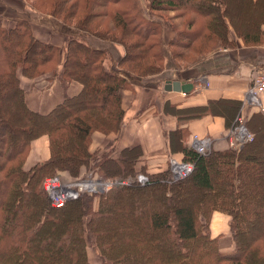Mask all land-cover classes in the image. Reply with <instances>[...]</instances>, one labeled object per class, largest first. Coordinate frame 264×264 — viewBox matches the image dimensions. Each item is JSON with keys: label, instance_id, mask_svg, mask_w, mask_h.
<instances>
[{"label": "trees", "instance_id": "obj_1", "mask_svg": "<svg viewBox=\"0 0 264 264\" xmlns=\"http://www.w3.org/2000/svg\"><path fill=\"white\" fill-rule=\"evenodd\" d=\"M27 1L31 8L40 9L35 1ZM193 1L148 0L146 18L136 5L122 7L123 0H44L47 13L81 32L61 45L38 36L28 17H19L12 25L0 18V264H95L89 258L87 234L100 252L101 264H264V121L256 125L253 121L256 116L264 118L260 113L249 118L253 141L239 149L210 153L186 147L184 161L194 165L188 176L169 183L162 180L167 171L151 174L146 185L102 193L97 210H92V199L85 195L63 207L54 206L43 187L49 176H78L91 165V170L107 178L135 173L141 155L138 146L117 156L107 151L112 143L104 153L89 151L95 132L117 135L121 131L126 114L123 91L150 88L152 84H143V78L157 75L163 63L199 53L195 43L206 36L209 41L229 43L234 32L245 45L264 42V0ZM245 7L250 11L248 19L243 18ZM167 11L183 12L175 19L187 12L204 18L207 35L190 31L192 19L186 40H180L183 31L177 30L169 44L172 52L158 51V34L166 22L154 16ZM88 36L123 47L115 64L111 52L92 46ZM233 42L228 46L234 47ZM45 75L49 81L60 79L65 87L77 81L82 89L43 114L27 104L23 82ZM8 89L11 102L5 95ZM9 105L14 109L8 119L3 114ZM214 105L211 101L183 114L202 116ZM239 107V102H231L227 111H221L227 126ZM10 124L17 129L10 130ZM42 136L48 137L50 158L27 167L33 142ZM186 185L202 196L193 209H173L172 204L169 209L159 208L157 200L179 204L178 194ZM145 190L160 193L147 197L143 205L140 200L120 205L123 195L142 199ZM116 210L125 220L111 236L108 231L115 219L106 214ZM217 215L228 219L235 243L232 253L220 251L221 235L212 231Z\"/></svg>", "mask_w": 264, "mask_h": 264}, {"label": "crops", "instance_id": "obj_2", "mask_svg": "<svg viewBox=\"0 0 264 264\" xmlns=\"http://www.w3.org/2000/svg\"><path fill=\"white\" fill-rule=\"evenodd\" d=\"M63 58L64 54L60 60ZM206 62L209 66L206 69L194 66L183 73H169V78L164 81L161 78L152 79L148 83L152 84L150 88L145 85L124 90L123 108L126 116L121 131L117 135L95 132L89 151L102 153L112 143L113 148L109 147L107 151L111 150L117 156L125 148L138 146L141 155L135 169L141 166L154 174L166 170L171 159L184 160V149L192 147L196 134L218 142L221 146L218 149L227 147L228 144L224 145L221 140L225 138L230 125L227 126V118L221 111H227L231 102L244 105V95L251 84L254 70H264V42L246 46L239 40L237 48L222 50ZM201 75L204 77L200 78ZM168 80L191 82L194 86L187 93L168 91L165 89ZM23 85L29 107L43 114L50 112L66 95H76L82 89L81 83L77 81L65 87L60 79L49 81L48 75L25 81ZM211 101L215 107L207 114L196 117L183 114L188 108L208 106ZM247 113L250 117L252 111L248 109ZM49 158V140L47 136H42L33 143L26 166L43 163ZM213 223L219 228L223 227L221 232L224 235L219 239L220 251L224 254L232 253L235 243L227 217L217 215Z\"/></svg>", "mask_w": 264, "mask_h": 264}, {"label": "rangeland", "instance_id": "obj_3", "mask_svg": "<svg viewBox=\"0 0 264 264\" xmlns=\"http://www.w3.org/2000/svg\"><path fill=\"white\" fill-rule=\"evenodd\" d=\"M33 1H35V3L38 4V7H40V9H36L37 11L34 8H31V4L27 0H0V18L4 19V21L7 25L8 24L12 25L17 20H19L18 19L19 17H28L30 19V21L32 22V24H35V26L37 27V30L39 31V32H37L38 36H40L41 38H43L45 40H49L55 44H58V45L63 44V42H67V39L69 37H72L75 34L81 33V32H78L77 30H75V28L72 27V25L71 26H65L64 24H62V22L58 18L47 13L48 8L45 7V4L43 3L44 0H33ZM198 2H199V0H194L192 3L196 4ZM128 4L136 5V7L138 8V11L143 16H145L146 18L149 17V15H148L149 10L147 7L148 0H123V3H122L123 6L122 7H125ZM7 7H8V9H6ZM4 9H6V10H4ZM43 10L46 12H41ZM182 11H184V10H182ZM182 11L156 12L154 18L156 20H159L160 22H166L165 26H163V30L158 34L157 40H159V43L156 46V49L158 51L162 50V48H163L166 51L172 52V49L170 48L169 44L173 40H175L177 34L179 33V32H177V30L183 31V32H181L182 35L180 34V36H181L180 38H182L180 40H183V39L186 40L184 37V34L188 33L189 30H188L187 24L192 19H195V24L190 31L196 32V33H202L204 38L207 35L206 31H205L206 30L205 29L206 22H205L204 18H202L200 16L194 17V14L191 12H187L186 14H183L180 18H177V19L174 18L175 15H179L180 13H183ZM242 11L244 14L243 18L248 19L249 12H250L249 8L245 7ZM164 18L168 19V21H164ZM238 19H240V17H238ZM72 23L75 24V22H72ZM231 34H233V36L230 35L231 40L229 41V43H223V42L221 43V41H209L207 39V36L205 38L206 40H204V41H201V40L196 41L195 44L198 43V45H196L195 47L199 53H192L191 57L183 59V60L172 61V63H170V62L163 63L162 69L157 75H154V76L151 75V76H148L147 78H143L142 83L148 84L149 81H151L152 79L156 80L158 78H161L160 80L164 81L167 78H169V76H170L169 73L175 74V73H178L179 71L183 73V71L186 72V71L191 70L192 68H194V66H198L199 69L208 68L209 66L207 67L208 63L206 62V60L209 57L211 58V57L215 56L218 52L225 50V49L237 48L239 40H241V38L237 37L234 32H231ZM86 39H88L90 44L94 47L105 48V49L109 50V52H111V56L113 58L114 64L117 61V59L121 56L120 54H121L123 47H118V49H117L113 44H110L109 42L106 43L104 41L98 40L93 36H88V37H86ZM232 39H235V41H234L235 44L232 45L234 47L228 46V44H230V42H233ZM165 50H162V51L165 52ZM161 63L162 62L160 60H158L157 64L161 65ZM58 64H59V62H58ZM61 67H62V65H60V68ZM85 68H86V66H85ZM256 72L257 71L254 70L252 81H251V84L249 85V87L253 83V79H254ZM202 76L203 75H201L200 78ZM25 84H29V83L26 82ZM41 85L43 86L44 84H41ZM9 91H11V90L8 89L7 93L5 95L8 96V94H9V96L8 97L6 96V97H7L8 102H11L13 97L10 93H8ZM3 97L5 98V96H3ZM263 97H264V95H263ZM122 103H123V100H122ZM7 109H9V110H7ZM13 109H14L13 105L12 106L9 105L8 108L4 109L3 115L5 116V118L9 119V116H10L9 112L11 113V110H13ZM248 109H250L252 111V113H250L251 114L250 117L247 115ZM257 110H258L257 108H255V109L246 108L244 105L240 104V107H239L237 114H235V117L233 119H231L230 126L227 128L225 138L222 137V140H221V142H223L224 145L226 143V145L228 144V146L227 147L224 146V148L218 149L221 146H219L217 144L218 142H215L213 139H211L209 137L211 139V145H210V148L207 150L206 153H210L213 150H224V149H228V148L239 149L240 147H235V146L230 145V138L232 136H234V131L237 128L236 124L238 121V117L241 115H244L243 117L246 119L245 120L246 126L248 127L249 131L252 132L253 131L252 130L253 125H251V123H249V118L252 117L253 113H260L264 116V114L261 111H257ZM125 116H126V114H125ZM253 121H254V125H256L260 121H264V118L261 119L258 116H256L253 118ZM18 127H21V125H19ZM16 129H17V125L10 124V130L14 131ZM260 134L263 135V132H260ZM253 135H254V133H253ZM1 137H3L2 134H0V138ZM202 137H207V136H202ZM104 152H102V153H104ZM29 155H30V153L28 154L27 159L29 158ZM99 155H102V154H99ZM181 161H184V160H181ZM170 163H171V160H170ZM170 163L168 164L167 169L165 170V171H167L166 172L167 177L163 176L164 178L162 179L164 181H169V183L180 180V179H176L172 175V173H171L172 171L170 169ZM91 167H92V165L88 168L84 167L78 176H71L68 173H63L62 177L65 180H67V182L71 181V180L86 181V179H92V177L99 179V180H104V182H109V181H112L115 179L122 182V183L127 182L126 184H117V185H114L112 187H108L105 189L98 190L96 192L84 193V194L80 195L79 197H82L85 195L86 198L88 197V198L92 199V210L98 209L99 201H100V198L102 196V193H105V192H108V191L113 190L115 188H120L123 186L146 185L150 182L151 174H153V173H150L149 171H146L145 169L141 168V166H139V167H137V169L135 170V173H133V174H128L126 176H115L112 178H107V177L101 176L98 172L91 170ZM143 176L148 177V181L146 184H142L140 182V178ZM253 177L254 176H252V178ZM43 187H44V184H43ZM44 190L47 193L45 188H44ZM151 191L152 190L142 191L143 193L140 194V196L143 197L142 199H137V198L135 199L134 197L127 198V197H124V196H126V194H125V195H123V198H125V200L121 201L120 205H130L133 201L136 202L138 200H140L141 204L143 205L147 201V199H148L147 197H149V196L153 197L152 194L159 195V193H160V190H154L153 192H151ZM48 196H49V194H48ZM201 198H202L201 193L194 191L191 187H189V185H186L185 189L181 190V192L178 194V200H180L179 204L175 203V202H171V201H163V200H157V201H158V203H160L159 208H161V210L165 209V207L168 208L169 206H171V204H172L173 209H176V208L177 209H179V208L180 209H187V208L193 209L195 207V205L198 204L202 200ZM50 201L52 203L51 198H50ZM64 205L65 204L60 205L59 207H63ZM149 208H152V206H150ZM159 208L155 209L154 211L160 210ZM128 211H129V209H128ZM121 214H122V212L119 210H116L113 212H108L106 214V217L111 218L114 216L113 219H115L112 222V224L110 225V228H112V230L108 231L111 236H112V234H116L117 231L121 230L119 228V225L123 223L122 222L123 220H125V219H123ZM133 216H134V214H133ZM211 228H212V231L214 234H220L222 236L224 235V232H221L223 227L219 228L216 223L212 222ZM261 229H263V227ZM87 244H88V254H89V258H90L91 262L95 263V264L103 263L100 252L96 249L93 241L91 240V238L88 234H87ZM159 254H160V252H159ZM160 256H161V254H160Z\"/></svg>", "mask_w": 264, "mask_h": 264}, {"label": "built area", "instance_id": "obj_4", "mask_svg": "<svg viewBox=\"0 0 264 264\" xmlns=\"http://www.w3.org/2000/svg\"><path fill=\"white\" fill-rule=\"evenodd\" d=\"M253 79V83L245 92L244 106L246 108H257L264 114V70L257 69ZM244 115L238 117L237 128L234 131V136L230 138V145L235 147H242L244 144L254 140V135L249 131L245 123ZM211 139L209 137H202L194 135L192 146L199 153H206L210 148ZM193 163L171 159L170 169L172 175L176 179H182L188 176L193 170ZM90 177V176H89ZM148 177L143 176L140 178L142 184H146ZM127 183V182H126ZM118 180L104 182L96 178L83 180H65L61 175L49 176L44 180V188L46 189L49 197L54 206L59 207L70 200L77 199L84 193L96 192L101 189L112 187L117 184H126Z\"/></svg>", "mask_w": 264, "mask_h": 264}, {"label": "water", "instance_id": "obj_5", "mask_svg": "<svg viewBox=\"0 0 264 264\" xmlns=\"http://www.w3.org/2000/svg\"><path fill=\"white\" fill-rule=\"evenodd\" d=\"M193 83L182 80H168L165 89L168 91H177L187 93L193 89Z\"/></svg>", "mask_w": 264, "mask_h": 264}]
</instances>
